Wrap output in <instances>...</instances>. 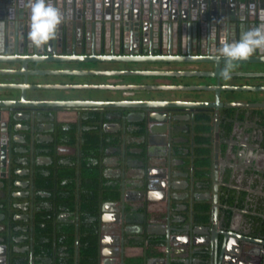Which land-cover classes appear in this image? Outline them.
<instances>
[{
  "label": "water",
  "instance_id": "95a60500",
  "mask_svg": "<svg viewBox=\"0 0 264 264\" xmlns=\"http://www.w3.org/2000/svg\"><path fill=\"white\" fill-rule=\"evenodd\" d=\"M53 2L63 13L64 22L53 39L37 47L27 38V0H0V176L8 177L11 186L13 140L7 137L13 138L14 132L19 131L13 123L19 119L13 114L18 109L47 108L58 114L70 107L92 108L97 113L95 117L101 116L99 112L117 109L123 124L137 114L149 145L151 134L162 132L159 126L165 125L177 134L183 114L193 128L209 114L215 122L216 193L213 198L211 194L196 197L213 199L214 220L219 222L221 112L225 107L264 106V101L241 99L244 94L264 93V83H241L244 78L264 77V70H254L256 65L264 64V49L231 61L227 76L223 69L228 61L218 50L248 28L264 27V0ZM31 117L35 119L36 115ZM172 143L179 142L173 138L169 141V154L179 150L172 149ZM150 157L152 154L141 163L140 178L145 187L126 190L123 182L121 208L112 217L104 211L111 202L102 205V223L112 225L111 231L120 233V264L124 235L132 227L131 216L140 214L143 222L152 211L148 201L161 200L169 211L171 200L176 198L170 191V157L166 159L167 167L156 165ZM5 186L6 182L0 179V188ZM0 195L5 196V191ZM139 199H145V212H134L132 208L126 211L132 207L126 202ZM5 204L0 203V207ZM165 217L164 226L149 224L147 233L163 237L166 264L182 263L171 260V244L176 242L194 254L199 252L194 247L208 246L205 253L214 258L213 264H224L231 236L264 246V239L216 229L208 237L209 243L202 245L194 239L191 244L189 235L172 234L179 228H172L168 214ZM220 235L225 236L221 254ZM0 254L8 256L0 263L10 264L5 245H0Z\"/></svg>",
  "mask_w": 264,
  "mask_h": 264
},
{
  "label": "trees",
  "instance_id": "16d2710c",
  "mask_svg": "<svg viewBox=\"0 0 264 264\" xmlns=\"http://www.w3.org/2000/svg\"><path fill=\"white\" fill-rule=\"evenodd\" d=\"M248 115L256 116L259 123L264 126V106L222 109L220 151L223 157L228 151L229 138L236 120L243 121ZM99 132H93L90 144L81 146L80 153L72 155L70 163L60 161L61 156L55 154L54 146H51L52 149L49 152L43 149L45 145L39 143H25L27 149L25 152L19 150L20 143L13 147L12 177L14 181L22 177L19 170L23 166L30 165L33 169L29 175L32 177L36 210L26 221L30 226L31 236L25 242L33 245L34 264L44 262L101 264L102 203L120 199L122 187L119 179L109 180L105 176L103 159L106 142L102 140ZM213 132L214 117L207 114L205 120L197 123L193 128L194 141H196L195 152L193 157L189 155L182 166L188 170L192 195L187 200L190 206L181 213L185 217V223H193L194 226L212 225L214 218L212 200H200L193 196L196 191L210 192L213 187ZM40 153L51 155L53 161L45 165L38 163ZM23 157H27L28 163L22 162ZM231 178L232 169L227 168L223 173L222 184L219 186L220 214L223 217L224 227L228 229L231 227L235 209L248 208L256 213L248 217V223L252 226L251 235L264 239V217L262 216L264 215V195L231 187ZM246 180L244 185L247 182L251 190H257L262 186L264 192V183L259 178L246 177ZM40 191H47L50 195L40 196ZM42 199L50 203V208L42 204L39 206ZM61 211L70 213L65 221H57V215ZM150 243L152 247L164 246L163 237L160 236L151 239ZM148 250V255H151V248ZM155 255H162V253L158 252ZM16 256L17 254L12 252L14 259ZM25 262L29 264L30 258H27ZM125 264L145 263L141 258H127Z\"/></svg>",
  "mask_w": 264,
  "mask_h": 264
},
{
  "label": "crops",
  "instance_id": "0c3cea01",
  "mask_svg": "<svg viewBox=\"0 0 264 264\" xmlns=\"http://www.w3.org/2000/svg\"><path fill=\"white\" fill-rule=\"evenodd\" d=\"M119 66H124L119 64ZM254 70H264V64L258 65L254 68ZM65 81H69L67 78ZM156 79H151L149 81H155ZM161 80V79H160ZM241 83H252V84H263L264 78L261 77H252V78H244ZM242 100L245 101H264V93H254V94H244L241 97ZM255 121H251L250 118H246L245 120L238 122L237 128L235 131V136L233 140H231V145L235 146L237 149L236 153L228 152V155L223 157L221 155L220 158V185L222 184L223 174L227 168L232 169V178L230 186L233 188L244 189L252 194H255V190H251L249 188V184L244 181L246 180V173L252 171L254 169L261 171L264 173V149L256 146L250 139V132L253 129V125ZM19 150L27 151L25 148V144L21 143ZM18 142V141H17ZM120 145V144H119ZM117 142H107L104 147V166H105V176L109 178V180L119 179L121 182L125 183L126 190H137L144 186L143 178H140L142 175V171L140 170L141 165L135 159L129 160V164L123 162V159L120 155L117 154ZM160 156V155H159ZM153 157L156 159V165L161 163V160H164L160 157ZM22 162L24 164L28 163L27 157H23ZM38 163L40 164H50L51 162L47 160L45 157H39ZM170 166L173 168L174 172L171 176L172 185L170 187V191L175 195V199H172L170 202V210L167 211L166 205L161 200H151L148 201L149 206H151L152 211L144 217V221L140 222L142 219V215L135 214L130 218V227L128 234L124 235V256H123V264H125V260L141 258L143 259L145 264H166L167 255H165V244L163 247H152L150 240L159 236H151L147 233V226L149 224L154 225H165L167 218L165 217L167 214L169 216L170 226L172 228H179L172 232L175 236H190L191 244L193 240L196 239L202 245L205 243H209L208 237L211 236L212 230H214L215 223L221 224L223 222V217L220 214L219 207V222H213L212 225L206 226H194L193 223H185V217L182 215V211L188 208L189 203L187 200L191 198L190 191V179L188 178V172H184L185 170L182 167L183 162L181 159H173L170 158ZM166 164V162H165ZM162 165V164H161ZM32 167L30 165L23 166L19 170V174L22 177H19L14 181L13 177L11 179L4 178L0 176V179L6 182L5 187L0 188V193L5 191V196L0 195V203H6L5 206L0 207V245H5L7 247V251L10 252V264H26V259L30 258L29 264H34L32 247L33 245L29 242H25L26 239L30 238L31 231L29 230V225L26 221L35 213L36 201L34 196V189H32V177L30 172L32 171ZM29 175V176H27ZM155 179H153L154 181ZM252 181V180H248ZM238 182V183H237ZM219 185V186H220ZM259 190L263 188L259 187ZM199 193L209 194V191H196ZM40 196H48L50 195L47 191H40ZM211 193V192H210ZM145 200V199H144ZM144 200H136L126 202L127 205H131L132 207H127L126 211L132 210L134 212H145V202ZM110 201L105 209L101 207V213L107 211L108 216L112 217L115 211L120 210L121 204L120 199L118 200H107L104 202ZM46 200H43L39 203V206L42 204L46 208H50V203ZM103 202V203H104ZM102 203V205H103ZM220 203V202H219ZM191 204V203H190ZM104 210V211H103ZM250 215H256L255 212H252L248 208L245 209H235L234 217L232 220L231 230L239 234L247 235L250 232L248 229V217ZM70 216V213L66 211H61L57 215V221L66 220ZM264 217V215L262 214ZM103 245H102V256H101V264H120V254H119V231H111L113 229L110 224H103ZM112 227V228H110ZM219 228V227H218ZM220 229V228H219ZM246 229L249 230L247 233ZM29 230V231H28ZM230 231V230H229ZM247 233V234H246ZM225 236H219V253L221 254V250L223 248ZM30 241V239H29ZM151 248L152 254L148 255L149 250ZM154 248V249H153ZM172 248V256L171 260L182 262L183 264H213L214 258L207 253L209 250L208 246L194 247V251H200L201 253L194 254L191 252V249L182 246L178 242L175 244H171ZM191 248V247H190ZM264 246H260L256 243H252L250 241H245L240 238L231 236L229 237L228 245L226 248V254L223 258L224 264H255L253 261H248L244 256L246 254L254 255L251 253V250H259L258 256H263L262 249ZM30 250V252H29ZM12 252L17 254V256L12 257ZM158 252L162 253V255H155ZM31 253V254H30ZM30 254V255H29ZM245 254V255H244ZM223 255V254H222ZM243 257L245 259H243ZM8 259V256L0 254V260ZM261 260V259H260ZM264 261V260H263ZM2 261L0 264H3ZM50 262H44L43 264H49ZM6 264V263H5ZM173 264V263H172ZM179 264V263H178ZM262 264V261L259 262ZM264 264V262H263Z\"/></svg>",
  "mask_w": 264,
  "mask_h": 264
},
{
  "label": "flooded vegetation",
  "instance_id": "af4514ba",
  "mask_svg": "<svg viewBox=\"0 0 264 264\" xmlns=\"http://www.w3.org/2000/svg\"><path fill=\"white\" fill-rule=\"evenodd\" d=\"M56 81V80H52ZM249 107H257V106H249ZM61 113L57 114V111L53 112L47 108H39L36 111L30 110L27 108L18 109L13 112L14 115L18 116V120H14V127H17V132H14V136L7 137L8 139L13 140V147L15 144L19 143H31V144H42L45 145L43 149L46 151H51V146L55 147V154L61 156L60 161L65 163L71 162V156L80 153L81 146L90 144L91 136L93 132L100 131V136H102V140L107 142H117V154L123 159L125 162L126 158L128 161L125 163H130L129 160H136L138 163H142V161L147 160L148 154H152V157H159L164 159L161 160V163L164 167H167L165 164L167 157L173 159H181L183 162L182 166L186 163L187 158L189 155H194V147L196 141H194V134H193V126H191L190 121L186 119V114H183V120L180 121V126L176 127L179 132L177 134H173L168 127L159 126V130L162 131L160 134L153 135L151 134L150 142L151 145L148 144V138L144 136L143 129L141 127L142 123L137 121L139 116L136 114L132 116V121L125 122L123 124V120H121L120 112L117 109H110L106 111L99 112L101 116L95 117L97 113L92 108H67ZM32 114L36 115L35 119H31ZM9 114L6 113L5 117L9 118ZM247 118H250L251 121H255L253 125V129L250 132V139L251 141L258 147L264 149V126L261 125L258 121V118L250 117L248 115ZM238 122L240 120H236L232 135L229 138V148L226 153L230 151L232 154L236 153L237 149L235 146L231 145V140L235 136V131L237 128ZM11 130V127L9 126ZM214 140L213 146L215 145V122H214ZM153 135V136H152ZM175 139L179 143L171 144L172 149L179 148L176 153L173 154L171 152L169 154V149L167 148L169 145V141ZM18 141V142H17ZM120 144V145H119ZM149 149V150H148ZM39 157H45L50 162L53 161V158L49 154L40 153ZM38 157V158H39ZM150 157L151 159H153ZM221 158V151L219 153V163ZM104 160V159H103ZM105 161V160H104ZM155 163L157 162L156 159L154 160ZM215 148L213 154V169H212V176H213V187L212 190L209 192L211 194V198L215 195ZM171 173L174 172L173 168L170 166ZM141 170V168H140ZM142 171V170H141ZM184 172H188V170H183ZM222 173L219 167V175ZM223 175V174H221ZM246 177H250L252 179L259 178L264 183V173L259 170H252L246 173ZM123 182H121V187ZM262 187V186H260ZM254 191V190H253ZM122 192V188H121ZM255 194L257 195H264V192L259 189L255 190ZM207 195L205 193L194 192L193 196ZM136 196V195H131ZM203 196V197H204ZM198 199V198H197ZM204 200V199H203ZM213 201V199H211ZM214 222H216L214 220ZM213 222V223H214ZM247 236L254 237L251 235L252 226L248 223ZM220 229H219V228ZM214 229L216 230H225L231 231V228H225L223 222L220 224L215 223ZM259 238V237H254ZM263 239V238H261ZM259 250H251V253L254 254L253 256L250 254H244L245 258L248 261H253L255 264H259L260 261L264 260L263 256H258ZM201 253L200 251L198 254ZM262 254H264V248L262 249ZM243 257V259H245ZM261 259V260H260ZM183 264V263H181Z\"/></svg>",
  "mask_w": 264,
  "mask_h": 264
},
{
  "label": "clouds",
  "instance_id": "9594fccd",
  "mask_svg": "<svg viewBox=\"0 0 264 264\" xmlns=\"http://www.w3.org/2000/svg\"><path fill=\"white\" fill-rule=\"evenodd\" d=\"M27 7V38L33 45L43 46L55 37L65 17L53 0H27ZM258 49H264V27L261 26L248 28L238 39L223 44L218 51L228 61L223 69L224 75L229 74L231 61L248 57Z\"/></svg>",
  "mask_w": 264,
  "mask_h": 264
},
{
  "label": "rangeland",
  "instance_id": "374dc122",
  "mask_svg": "<svg viewBox=\"0 0 264 264\" xmlns=\"http://www.w3.org/2000/svg\"><path fill=\"white\" fill-rule=\"evenodd\" d=\"M258 65H256V67H257Z\"/></svg>",
  "mask_w": 264,
  "mask_h": 264
}]
</instances>
